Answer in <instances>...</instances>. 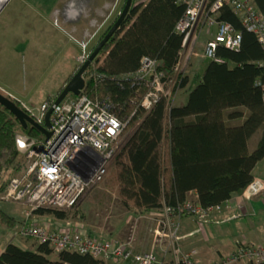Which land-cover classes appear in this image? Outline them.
<instances>
[{
  "label": "trees",
  "instance_id": "16d2710c",
  "mask_svg": "<svg viewBox=\"0 0 264 264\" xmlns=\"http://www.w3.org/2000/svg\"><path fill=\"white\" fill-rule=\"evenodd\" d=\"M254 2L264 12V0ZM185 10L182 0H133L120 26L97 53L94 65H90L91 78L85 79V91L91 98L106 99L114 113L125 120L122 134L137 123L107 174L108 183L125 204L136 208L135 214L150 213L164 204L177 205L189 199L204 207L230 200L235 191L246 188L254 179L253 168L264 156V99L261 86L256 84L257 78L264 80V47L255 32L242 24L233 5L224 2L214 16L242 32L240 46L233 49L218 44L216 54L222 61L208 58L200 75L197 67L176 74L185 35L177 24ZM107 29L99 34V39ZM143 55L156 59L155 68L162 73L156 81L159 97L149 108L140 102L148 89L146 85L152 82L151 77L142 78L137 72ZM170 84L174 90L186 92V99L170 100L174 94L168 98L165 92ZM221 95L225 96L227 109L221 107L223 115L218 117L213 109ZM14 100L31 113L19 100ZM248 113L262 119L260 138L252 149L242 119ZM18 130L30 136L42 134L31 124L23 127L0 103V191L21 170L22 158L15 143ZM190 190H195L196 199L188 196ZM76 211L75 206L33 209L34 213L50 212L62 223ZM0 217L8 225L16 222L5 211H0ZM21 223L19 219L15 233L25 237L19 234ZM72 223L69 221V225ZM35 240L28 247L8 241L0 251V264L103 263L93 254L72 249L55 251L48 242ZM159 264L184 262L166 259ZM245 264L264 261L248 260Z\"/></svg>",
  "mask_w": 264,
  "mask_h": 264
},
{
  "label": "built area",
  "instance_id": "2783aa9c",
  "mask_svg": "<svg viewBox=\"0 0 264 264\" xmlns=\"http://www.w3.org/2000/svg\"><path fill=\"white\" fill-rule=\"evenodd\" d=\"M186 4L184 15L178 21V28L185 32L182 45L187 43L191 28L205 12L208 28L214 24L216 30L206 41L204 54L209 59L222 61L216 54L218 44L238 48L242 32L226 20L216 19L215 12L228 2L241 16L242 24L255 32L264 47V12L257 8L254 0H182ZM264 65V61H262ZM156 59L143 55L138 74L151 77L152 91L145 93L141 103L151 107L159 95L156 81L161 72L155 68ZM264 99V80L257 78ZM86 87V86H85ZM85 87L79 94L63 98L54 104L55 96L41 104L34 115L40 123L44 122L45 111L53 105L50 113L51 131L48 137L30 136L20 130L15 133L17 149L26 159L24 172L12 176L4 189L5 199L22 200L27 198L19 234L48 242L53 250L72 249L90 253L103 260L102 264H157L164 260L160 250L172 253L169 259L184 264H199L195 258L196 248L184 249L177 235L179 218L184 213H212L218 209L232 207L229 199L217 204L202 206L189 199L177 205L164 204L157 213L149 214L154 219L148 234L135 232L126 239L97 237L84 228H70L61 220L53 229L39 223L33 209L39 206L71 207L76 206L82 195L107 174L119 147L125 120L118 117L106 99L91 98ZM154 90V91H153ZM169 92V91H168ZM171 93V92H170ZM169 98V97H168ZM247 192L256 194L264 190V181L252 179ZM140 235V237H135ZM248 260L264 261V241L246 240L223 257L209 264H245Z\"/></svg>",
  "mask_w": 264,
  "mask_h": 264
},
{
  "label": "rangeland",
  "instance_id": "374dc122",
  "mask_svg": "<svg viewBox=\"0 0 264 264\" xmlns=\"http://www.w3.org/2000/svg\"><path fill=\"white\" fill-rule=\"evenodd\" d=\"M28 1L23 0L25 5L27 3L26 12H24V5L19 0H8L0 8V91L19 100L21 105L28 108L32 114H36L40 110L41 104L51 95L54 96L57 93L73 68L76 66V70L79 67L99 41V35L89 38L83 32L79 31L78 34L62 27L59 20L49 14L50 9L58 0ZM205 15L204 12L191 28L187 43L181 50L182 55L176 74L183 72L184 69L192 71L197 67V73L200 75L206 65L204 46L206 40L213 35L215 25L213 24L212 30H210L205 23ZM93 61L94 59L90 63L91 66L94 65ZM90 65L84 72L85 79L92 76ZM146 86L148 89L145 93L152 91L151 84ZM165 92L169 98L174 94L170 99L174 102L182 101L183 96L184 100L187 97L186 92L183 93L179 89L174 90L172 84ZM70 95L69 92L66 97ZM142 99L143 97L140 102ZM225 105V96L221 95L214 105L213 113H216L218 117L222 116L223 112L220 108ZM136 124L119 137L120 148ZM20 154V158H22L21 170L19 169L15 173L18 176L24 172L27 164L21 152ZM113 162L114 160L112 164ZM107 174L82 195L75 206L76 213L72 214L70 218H66L63 223L67 225L69 221H73L69 225L70 228H84L86 231L88 230V233L97 237L110 236L111 238L126 239L134 233L133 231L139 230V234H148L154 219L149 218L150 215L147 213L135 214L136 208L125 204L115 188L108 183ZM240 192H243V189ZM4 194V190H1L0 211L12 214L16 222L8 225L2 223L0 217V247L10 241L11 237L21 238L25 243L31 245L36 243L37 241L33 237H21L15 233L19 228V219L23 218L25 209L28 208L27 198L24 197L23 201L5 199ZM237 208L232 202L230 208L212 211L218 216L215 222H211L212 217L209 218V216L202 219L191 216L192 231L189 227L185 231L189 235H182L193 239L194 245H192L198 251V247H206L213 253L210 254V257L219 256L217 249L225 251L229 245L237 242L238 245L242 240L248 239V215L244 216L242 211H239L238 215H232L234 210H240ZM262 211H259L257 218L261 219L260 223L264 225V216H260ZM35 216L39 223L49 228L58 224L54 219L55 216L50 212L36 213ZM187 219H183V223L180 224L181 233L187 228ZM250 220L253 221L252 218ZM177 235L180 237V234ZM135 237H140V235ZM5 240H7L6 243ZM52 256L54 255L52 254ZM216 259H211L208 262L211 263ZM201 263L203 264L200 260L199 264Z\"/></svg>",
  "mask_w": 264,
  "mask_h": 264
},
{
  "label": "crops",
  "instance_id": "0c3cea01",
  "mask_svg": "<svg viewBox=\"0 0 264 264\" xmlns=\"http://www.w3.org/2000/svg\"><path fill=\"white\" fill-rule=\"evenodd\" d=\"M8 0H6L7 2ZM22 5L25 7L26 12V5L23 3V0H19ZM30 1V0H29ZM28 1V2H29ZM123 2V3H122ZM124 1L123 0H58L50 9L51 15H54L65 29L72 30L73 32H76L79 34L80 32H83L84 34H87L89 38H95L98 36L103 30L107 29L109 24L114 21V18L116 14L120 12L121 7L123 6ZM22 12V14H24ZM206 23V22H205ZM28 25V24H27ZM210 30H212V27H210ZM216 30V27L214 26V31ZM184 99V96H183ZM182 99V100H183ZM227 109V106L224 107ZM243 119L245 134L248 140L249 148L252 149L257 141L260 138V128L262 124V119L256 115L255 113H248L245 115ZM263 162V163H261ZM260 163V164H259ZM253 174L254 178H260L264 181V156L257 162L255 167L253 168ZM243 192H240V190ZM188 196L192 197L193 199H196V192L195 190H190L188 192ZM231 202L236 206L237 209L240 210H234L232 215H238L242 211L244 213V216L248 215V239L245 240H254V241H264V225L260 223L262 220L258 219V213L259 211L263 210L260 213V216H264V190H262L259 193L252 194L249 191L247 192V188H241L237 191H235L232 196L230 197ZM160 210V208L153 209L150 213H157ZM191 214H184L181 215V217L178 219L179 224L183 223V219H187V228L181 233L180 228L181 225H179V229L177 234H180V242L184 249L194 248L193 247V239L184 237L182 234H187L186 229L191 226L190 223L192 221V218H190ZM206 216L212 217L211 222H215L217 220V217L215 214L209 213L207 215H204L203 217L199 218L202 219ZM151 217H154V214L151 215ZM196 217V216H195ZM198 218V217H196ZM253 219L250 220V219ZM109 235V234H108ZM12 238V237H11ZM9 238L10 240L16 242L20 246H31V244L25 243L23 239L19 238ZM127 238V237H126ZM7 239V240H9ZM5 240V243L7 242ZM244 241V240H242ZM4 243V244H5ZM238 243V242H237ZM236 244L229 245L228 249L225 251H222V249H217V253H219V256L210 257V254H213L210 252L209 249L206 247H198L199 251L197 252L195 258L198 262L200 260L204 263H207L211 259H219L221 256H223L226 253H229L233 249L238 246ZM193 244V245H192ZM4 247V245H3ZM3 247H0V251L3 249ZM161 256H164V260L169 259V256L172 253H164L160 250ZM159 264V263H157ZM202 264V263H201ZM209 264V262L207 263Z\"/></svg>",
  "mask_w": 264,
  "mask_h": 264
},
{
  "label": "water",
  "instance_id": "95a60500",
  "mask_svg": "<svg viewBox=\"0 0 264 264\" xmlns=\"http://www.w3.org/2000/svg\"><path fill=\"white\" fill-rule=\"evenodd\" d=\"M5 2L6 0L0 3V8L3 6ZM132 3H133V0L124 1V4L120 12L118 13L117 17L114 19L112 24L109 26L107 31L99 39V41L95 44L93 49L88 53V55L79 65L77 70L72 74V76L62 86L60 92L56 94V97L54 99V104H57L58 102H60L67 95V93L70 92L74 94H79L81 89L85 87L86 85V80L84 78L85 70L90 65L91 61L95 58V56L100 51V49L108 41L110 36L120 26L126 13L129 11V8L131 7ZM0 103L4 105L6 108H8L13 113V115L18 119L19 123L23 127H26L28 124H31L35 126L36 128H38L45 135V137H48L49 134L51 133L48 127L51 124L50 113L52 111L53 105H51L45 111L44 122L40 123L39 121L35 119L33 114L29 113L26 109L21 107L14 99L10 98L8 95L2 93L1 91H0Z\"/></svg>",
  "mask_w": 264,
  "mask_h": 264
},
{
  "label": "bare ground",
  "instance_id": "6f19581e",
  "mask_svg": "<svg viewBox=\"0 0 264 264\" xmlns=\"http://www.w3.org/2000/svg\"><path fill=\"white\" fill-rule=\"evenodd\" d=\"M4 0H0V3L1 2H3ZM216 13V12H215ZM216 19H217V17H216ZM182 55V54H181ZM207 58V57H206ZM208 59V58H207ZM138 72V71H137ZM145 107V106H144ZM147 108V107H146ZM149 108V107H148ZM147 214H150V213H147ZM203 215H205V214H203ZM134 232V231H133Z\"/></svg>",
  "mask_w": 264,
  "mask_h": 264
},
{
  "label": "clouds",
  "instance_id": "9594fccd",
  "mask_svg": "<svg viewBox=\"0 0 264 264\" xmlns=\"http://www.w3.org/2000/svg\"><path fill=\"white\" fill-rule=\"evenodd\" d=\"M51 96H52V95H51ZM65 97H66V96H65ZM65 97H64V98H65ZM114 238H115V237H114Z\"/></svg>",
  "mask_w": 264,
  "mask_h": 264
}]
</instances>
